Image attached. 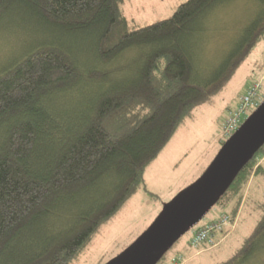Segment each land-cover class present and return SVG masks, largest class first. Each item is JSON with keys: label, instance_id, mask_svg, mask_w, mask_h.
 <instances>
[{"label": "trees", "instance_id": "trees-1", "mask_svg": "<svg viewBox=\"0 0 264 264\" xmlns=\"http://www.w3.org/2000/svg\"><path fill=\"white\" fill-rule=\"evenodd\" d=\"M16 1L28 3L47 26L37 28L39 38L0 71V264H71L98 227L144 186L147 166L179 125L224 87L264 37V0H257L252 22L207 81L193 77L182 38L221 0H185L171 16L136 28L129 26L122 0H0V15ZM49 28L54 30L44 35L41 29ZM85 28L93 37L91 55L101 63L130 47L144 49L136 76L113 82L104 68L81 63L57 39L59 29ZM85 89L88 96L80 94ZM64 91L73 93L72 102L53 110L54 96ZM78 96H85L84 108ZM251 176L264 183V144L216 202L226 209L221 215L239 219ZM99 185L101 193L90 195ZM251 198L258 214L254 228L217 264L239 263L257 251L264 197ZM81 201L77 213L61 208ZM60 210L65 227L49 229L42 239L45 223Z\"/></svg>", "mask_w": 264, "mask_h": 264}, {"label": "rangeland", "instance_id": "rangeland-1", "mask_svg": "<svg viewBox=\"0 0 264 264\" xmlns=\"http://www.w3.org/2000/svg\"><path fill=\"white\" fill-rule=\"evenodd\" d=\"M183 1L185 0H122V9L129 26L136 28L171 16ZM258 6L257 0H221L191 24L182 41L193 62L194 78L207 81L214 74L225 55L241 38L244 28L252 22L259 10ZM40 21L31 6L23 1L14 2L0 15V71L12 59L23 55L34 39L39 38L37 28L47 26ZM9 25L16 27L17 31L4 28ZM49 29L51 30H41L44 35H48L54 30ZM88 30L85 28L64 32L59 29L57 39L61 45L77 52V59L81 63H87L90 67L94 63V67L104 68L107 77L115 80L113 82H124L136 76V68L144 49L130 47L105 64L101 63L97 54L91 55L93 37ZM257 80L260 82L259 96L262 100L264 37L253 47L224 87L197 105L179 125L159 155L147 166L144 186L98 227L71 264H104L133 242L150 225L163 205L205 170L228 137L223 134L224 121ZM89 93L85 89L80 94L88 96ZM66 94L68 93L64 91L59 96H54L51 103L53 110L58 111L60 107L69 104V96H73V93ZM85 96H78V101H82L79 108L85 107ZM102 187H95L90 195H99ZM250 196L258 200L264 197V183L254 182L253 176L242 199L239 219L235 217L232 224L219 232L217 240H214L216 244L210 246L205 243L208 247L198 252L200 249L190 246L189 241L195 229L226 211L219 204H215L198 223L184 233L157 264H217L230 258L241 247L257 222L258 214L253 210ZM81 203L83 202L63 203L61 208L66 212L73 209V213H77ZM64 217L65 213L61 210L57 215L51 216L45 223L49 225L42 231L41 238L44 239V234L51 228H64L67 223ZM235 264H264V235L259 238L257 251Z\"/></svg>", "mask_w": 264, "mask_h": 264}, {"label": "water", "instance_id": "water-1", "mask_svg": "<svg viewBox=\"0 0 264 264\" xmlns=\"http://www.w3.org/2000/svg\"><path fill=\"white\" fill-rule=\"evenodd\" d=\"M263 144L264 98L226 138L205 170L168 200L133 242L104 264H156L216 204Z\"/></svg>", "mask_w": 264, "mask_h": 264}, {"label": "built area", "instance_id": "built-area-1", "mask_svg": "<svg viewBox=\"0 0 264 264\" xmlns=\"http://www.w3.org/2000/svg\"><path fill=\"white\" fill-rule=\"evenodd\" d=\"M259 92L260 82L257 80L249 87L240 99L237 107L230 111L229 116L224 121L223 134L225 136H230L247 117L248 112L259 104L261 101ZM232 223V217L229 213H224L218 219L210 220L194 230L189 241L190 246L201 249L202 245L205 243L210 244V246L216 244V242L214 243L215 232H221Z\"/></svg>", "mask_w": 264, "mask_h": 264}]
</instances>
